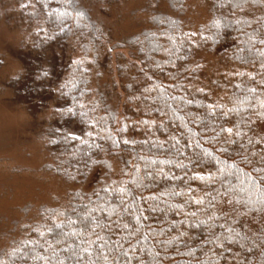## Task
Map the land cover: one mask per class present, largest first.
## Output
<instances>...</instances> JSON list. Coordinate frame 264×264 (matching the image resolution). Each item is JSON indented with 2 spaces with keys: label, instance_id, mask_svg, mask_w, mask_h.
Listing matches in <instances>:
<instances>
[{
  "label": "trees",
  "instance_id": "obj_1",
  "mask_svg": "<svg viewBox=\"0 0 264 264\" xmlns=\"http://www.w3.org/2000/svg\"><path fill=\"white\" fill-rule=\"evenodd\" d=\"M25 1L17 0L7 12L23 8ZM141 1L140 13L147 21L128 34L115 33L112 17L105 15L106 1L92 6L84 0H30L34 13L20 11L27 21L20 30L26 43L21 49L68 55L59 65L39 61L46 67L41 64L25 85V94L31 86L33 90L22 103L38 102L39 95L45 106L41 130L47 167L70 192L65 208L42 210L17 233L15 225L4 233L3 264H264V202L248 191L247 183L241 184L247 179L244 173L264 176L254 170L264 164L251 156L264 149V57L259 55L264 53V0H199L208 19L195 31L186 27L187 0ZM217 20L219 30L213 27ZM37 81L41 87L34 86ZM249 87L256 88V95L247 92ZM208 105L214 116L208 115ZM69 108L77 115L70 116ZM82 112L87 116L81 117ZM205 118L209 128L201 123ZM145 120L147 125L141 123ZM86 121L99 125L93 129ZM125 125L127 131L120 132ZM237 125L247 135L221 132L233 128L235 133ZM188 129L199 133L203 149L236 167L220 173L216 169L223 166L208 158L183 169L174 164L146 167L150 160L189 164V157L201 150L192 146ZM65 133L101 148L67 143ZM173 136L180 141L182 156L173 148ZM113 139L119 147L112 145ZM124 139L137 143L124 145ZM229 139L239 143H226ZM240 143L251 163L237 154L244 151ZM160 168L183 180L161 179ZM208 172L216 176L210 185L188 179ZM120 187L131 193L123 204ZM188 189L193 190L190 195ZM172 191L183 194L173 196ZM152 196L157 199H144ZM60 232L68 235L58 237Z\"/></svg>",
  "mask_w": 264,
  "mask_h": 264
},
{
  "label": "rangeland",
  "instance_id": "obj_2",
  "mask_svg": "<svg viewBox=\"0 0 264 264\" xmlns=\"http://www.w3.org/2000/svg\"><path fill=\"white\" fill-rule=\"evenodd\" d=\"M84 1L92 6L99 1L109 3L104 11H109L105 15L112 17V24L118 30L115 33L128 34L135 24L139 28L147 21V15L140 13L141 0ZM16 4L17 0H3L0 4V246L4 233L11 232L12 225L16 231L26 220H34L42 210L65 208L70 192V187L47 167L50 159L41 130L48 114L45 106L40 104L39 95L36 104L22 103V98L33 90L31 86L25 94L24 87L37 73L42 64L39 61L43 59L59 65L68 55L61 52L55 55L53 49L47 54L21 49L22 45L26 49V43L20 30L27 21L20 11L31 14L36 9L29 0L24 2L23 8L7 12ZM207 19V10L199 0H187L188 30L195 31ZM34 86L41 87V83L37 81Z\"/></svg>",
  "mask_w": 264,
  "mask_h": 264
},
{
  "label": "snow or ice",
  "instance_id": "obj_3",
  "mask_svg": "<svg viewBox=\"0 0 264 264\" xmlns=\"http://www.w3.org/2000/svg\"><path fill=\"white\" fill-rule=\"evenodd\" d=\"M70 2V0H69ZM213 27L217 30L220 29L221 27V23L219 20L215 21L214 22V25ZM55 37H47V39H54ZM261 43H264V39L261 40ZM250 51V49H249ZM260 56L264 57V53H259ZM243 59V58H242ZM251 63H254V61H250ZM261 67H264V60L261 61ZM48 73L45 72L44 73V76H47ZM251 79H255V77H251ZM75 87V85H73ZM65 87H67V85H65ZM237 87H240V85H237ZM247 92L249 93H252L253 95H256V88L254 87H249L247 88ZM62 95H64V93H61ZM173 99H175V97H173ZM246 99V98H245ZM257 100L259 102V97H257ZM243 100L241 98H237V103H242ZM186 103H189L191 104L192 102L191 101H186ZM199 106V105H198ZM260 106L262 108H264V102H260ZM79 107L83 108L84 105L83 104H80ZM209 108V113L208 115L209 116H214L215 115V112L212 110L213 106L212 105H208L207 106ZM232 111H235V109H232ZM68 113L70 116H75L77 115V113L74 111V109L72 108H69L68 109ZM81 117H85L87 116V113L86 112H82L80 113ZM227 115V113H225V116ZM257 115H261L260 113H257ZM86 123H89V126L91 128H96L98 125H99V121H97L95 124H92L90 121H86ZM141 123L147 125L149 122L147 120L145 121H142ZM203 124V127L204 128H209L210 125L207 123V118H205L202 122ZM161 127H163V125H161ZM237 131L235 133H233V128H221V132H226L228 133L229 137H231L233 134L236 136V137H242L244 135H247V133H244L242 131L239 130V126L237 125ZM120 132H126L127 131V125H125L123 128L119 129ZM188 132L190 133V136H189V140L192 142V146L195 147V148H199L201 151L200 153L196 156V157H189V164H184L182 162H179V161H173L171 159H168V160H160V161H157V160H150V161H147L146 162V167L147 165H157V164H160V165H164V164H168V165H173L177 168H189L190 165L191 166H195V165H198L200 163V160L202 158H208V159H211V160H214L216 162L217 165H222L223 167H217L216 171L217 172H220V173H224L225 172V169H231L233 167H236L235 165H230V164H227L226 161L224 160H221L219 159L218 157H216L215 155H213V153L203 149L202 145H201V141L200 139H197V136L199 135L198 132L196 131H193L192 129H188ZM219 133H217L216 137H213L212 140H215L216 138L219 137ZM87 136L92 140V141H95L96 140V136L93 135V132L89 131L87 133ZM101 139H103V137H100ZM171 140L174 141L173 143V148L176 149V153H178L179 155H183V150L181 147H178V145L180 144V141L179 139H177L175 136L173 137H170ZM63 140L67 143H71L72 141H81V137L80 136H76V135H72V134H69V133H65L64 136H63ZM208 142V141H206ZM261 140H257L256 141V144H261ZM55 143H59V141H56ZM82 145H87L88 148L90 149H94V148H101L100 145H97L95 143H89L87 140H83L81 141ZM112 145L114 147H119V144L120 142L116 141V140H112L111 141ZM122 143L124 145H135L137 142L136 141H130L128 139H124L122 141ZM226 143H229V144H235V143H239L238 140H232V139H229L226 141ZM249 143H251V140H249ZM162 149L164 148L163 144L159 145ZM240 146V149L244 150L242 153H237L238 155H243V158L245 160L246 163H251V160L249 159V156L246 154L247 153V149H245V145L243 143H240L239 144ZM165 151H167V149H164ZM220 151L222 152H227V149H220ZM229 156H231V153L228 154ZM251 156L252 157H258V163L260 164H264V149H260L259 151H253L251 153ZM138 159H142L141 157H137ZM93 163H97V161H93ZM107 167H111L110 165H107ZM255 171H264V169L262 168H256L254 169ZM137 171H139V169H137ZM239 168L237 167L236 168V173H239ZM236 173H231L232 175H236ZM153 175H155V173H153ZM245 177H247V179L245 181H241V184H244V183H247L249 185V188H248V191L251 193V192H256L258 193L257 195V201H261V202H264V185H261V181H264V176H260L259 179H255L252 177L251 173H244L243 174ZM159 176L161 179H164V180H176V179H179V180H183V177H177L175 176L174 174H172L171 172H164L163 168H160L159 169ZM189 180H199L201 183H204L206 185H210L211 183H213L216 179V176L214 173L212 172H208L207 174L205 175H201V174H194L193 176L189 177L188 178ZM236 179L237 180H240V176L239 175H236ZM133 184H136L137 187L140 186V184L137 182V181H132ZM184 183H187V181L185 180ZM107 189L105 188V191ZM117 191L121 194V199H120V203L123 204L124 203V199L123 197L125 195H130L131 193L129 192V190L126 188V187H120L119 189H117ZM193 190L192 189H188V194L190 195L191 192ZM183 193L181 191H172L170 193V195H173V196H180L182 195ZM145 200L147 199H152V200H156L157 197L156 196H152V197H145L144 198ZM249 199H251V196L249 197ZM196 203H202L203 201L202 200H197L195 201ZM228 203H232L231 200L228 201ZM154 210V209H153ZM125 211H127V209H125ZM141 216H143V213L141 212ZM140 216H138L136 219H137V223H139V220H140ZM144 219H147V217H143ZM71 223H75V221H71ZM203 223V222H202ZM56 227L59 229V228H62V225H56ZM125 227H128V225H125ZM222 227V226H221ZM85 231H94V228H91V227H86L85 228ZM41 236H43V233H40ZM68 235L67 233H64V232H60L58 233V237H63V236H66ZM94 243V242H93ZM107 243V242H106ZM65 251H67V249H65ZM87 251V250H85ZM78 255V254H77ZM88 255L89 257L92 256V253L91 252H88ZM125 255H127L125 253ZM39 259V257H37ZM79 259H83V257H78ZM106 259V257H105ZM0 264H3L2 261H0ZM59 264H64V261H60Z\"/></svg>",
  "mask_w": 264,
  "mask_h": 264
}]
</instances>
